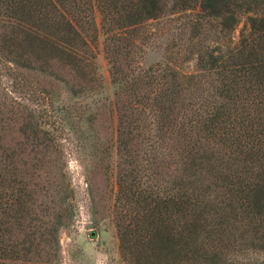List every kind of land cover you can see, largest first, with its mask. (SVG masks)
Here are the masks:
<instances>
[{
	"label": "trees",
	"instance_id": "trees-1",
	"mask_svg": "<svg viewBox=\"0 0 264 264\" xmlns=\"http://www.w3.org/2000/svg\"><path fill=\"white\" fill-rule=\"evenodd\" d=\"M187 12L204 20L198 64L204 81L215 75L211 87L193 89L185 82L195 75L162 63L141 68L135 78L124 73L121 54L143 26ZM244 17L247 34L233 47L222 46ZM0 26V65H9L0 76L10 79L17 67L47 72L62 61L90 73L96 68L92 42L104 36L120 103L116 225L126 264H233L227 255L238 230L252 243L264 241V0H0ZM213 29L215 47L206 44ZM18 85L0 82V264H28L34 245L35 232L29 235L30 225L24 226L33 193L17 176L16 152L1 134L18 119L10 110L18 103ZM85 91L81 86L74 95ZM47 107L28 111L21 126L25 143L44 150L58 140L44 125L59 128ZM147 110L148 123L132 118ZM63 181L51 238L40 234L55 250L76 204L64 173ZM18 224L29 230L22 241L15 237Z\"/></svg>",
	"mask_w": 264,
	"mask_h": 264
},
{
	"label": "rangeland",
	"instance_id": "rangeland-1",
	"mask_svg": "<svg viewBox=\"0 0 264 264\" xmlns=\"http://www.w3.org/2000/svg\"><path fill=\"white\" fill-rule=\"evenodd\" d=\"M96 19L100 21L98 12ZM200 25L196 32L194 27ZM3 29L0 26V34ZM216 32L213 29L207 36L206 44L211 47L217 46ZM247 32L244 17L228 36L230 40L226 37V42L222 43L223 39L221 45L233 47ZM134 38L135 45L121 54L124 73L130 77L135 78L141 68L162 63L179 72L195 75L196 78L190 77L189 82H185L193 89L204 90L214 84L215 75L206 76L204 81V69L198 64L200 57H204V20H199L194 12L166 15L150 21ZM92 44L96 68L90 73L89 70H74L62 61L54 62L47 72L17 67L12 72L13 79L0 76L2 86H8L13 80L19 83L17 93L13 94L18 103L10 108L18 119L8 124L1 134L4 144L16 152L17 176L33 193L32 211L24 224L25 227L30 225V233L19 224L14 225L15 237L19 241L35 232L28 264H126L116 225L115 169L118 159L117 108L120 103L117 88L111 82L104 36L100 34ZM8 66L1 64L0 68L4 70L1 72H6ZM93 76L96 80H92ZM81 86H86V91L75 96L74 89ZM119 97L129 99L127 95ZM51 103L55 109L49 105ZM41 104H46L49 113L56 114L59 120L58 129L44 125L58 137V146H50L48 150L26 144L21 129L28 111L38 110ZM147 114L148 110L146 114L133 115L132 118H142L139 122L145 124L149 121ZM63 173L74 187L76 204L74 217L59 231V246L55 250L56 245L42 242L40 234L45 232L44 239L51 238L48 231L56 221L61 204L63 206ZM32 218L37 219L32 221ZM243 235L242 231H237L239 241L232 256L227 257L233 258V264H264V241L252 243L251 237L246 239ZM38 245L40 253L36 249Z\"/></svg>",
	"mask_w": 264,
	"mask_h": 264
}]
</instances>
